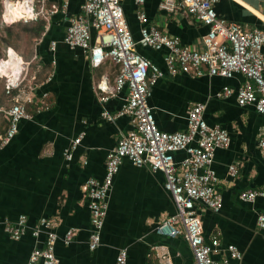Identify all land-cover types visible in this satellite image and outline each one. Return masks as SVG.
Returning <instances> with one entry per match:
<instances>
[{
  "label": "crops",
  "instance_id": "crops-1",
  "mask_svg": "<svg viewBox=\"0 0 264 264\" xmlns=\"http://www.w3.org/2000/svg\"><path fill=\"white\" fill-rule=\"evenodd\" d=\"M83 1L68 0L66 14L58 11L50 17L46 38L37 43L34 53L36 61L48 65L43 70V75H48L36 83L27 108L30 117L21 119L15 136L0 146V264H30V253L45 238L44 233L37 238L31 234L41 217L51 220L58 237L55 254L59 264H115L121 250H126L127 264H195L181 234L166 237L156 232V226L176 211L164 189L163 173L148 165L136 166L126 157L106 196L100 243L93 250L88 247L91 226L84 184L89 178L102 180L107 153L133 125L127 115L111 120L103 115H115L127 93L123 89L107 101L101 100L114 88L117 66L106 60L93 67L88 50L71 49L62 40L69 17L79 13ZM161 1L145 0L142 4L148 21L165 34L177 36L182 44L201 48L207 27L181 10L161 9ZM48 2L58 4L60 0ZM123 5L138 41L137 50L165 68V50H153L140 40L134 1L123 0ZM215 8L228 21L264 28V0H219ZM51 41H56L53 50ZM36 69L41 72L39 65ZM243 80L240 74L228 79L166 73L151 86L148 103L160 130L185 129L189 108L200 102L205 105L207 123L228 131L229 146L216 149L211 164L222 206L213 211L198 204L197 211L206 241L212 237L219 240L213 258L227 257V245L234 244L241 258L232 259L231 264H264V230L257 225L258 214L264 212V198L252 202L240 198L241 191L263 184L258 138L264 130V115L253 105H238L234 95L217 97L224 86L236 89ZM79 135H83L81 141L67 160L64 152ZM184 157V152L175 154L177 161ZM231 165H236L235 174L230 173ZM21 215L27 218L26 233L15 240L5 232L4 220L15 222ZM69 229L75 235L64 244Z\"/></svg>",
  "mask_w": 264,
  "mask_h": 264
},
{
  "label": "built area",
  "instance_id": "built-area-1",
  "mask_svg": "<svg viewBox=\"0 0 264 264\" xmlns=\"http://www.w3.org/2000/svg\"><path fill=\"white\" fill-rule=\"evenodd\" d=\"M136 18L139 22L140 40L153 50H165L161 68L137 50V42L129 27L123 0H84L80 11L69 17L63 42L71 49L80 48L90 53V64L97 67L109 60L117 66L114 88L101 97L107 101L123 89L127 90L120 110L113 116L103 112L105 118L127 115L131 118L133 129L122 135L108 153L102 180L89 178L84 184L88 197L90 219L89 249H95L101 239V231L106 215V196L113 177L123 158L134 165H148L153 171L164 175V189L170 194L175 205V214L156 226V232L166 237L182 235L187 241L195 264H231L232 259H240L237 246L226 247L227 257L215 259L213 252L220 243L216 237L206 241L198 204L218 211L222 197L216 189L217 177L212 169L216 149L227 148L230 136L219 125H209L204 118L205 105L195 103L187 113L185 129L167 132L157 126L154 113L148 103L150 88L166 73L169 75L187 74L192 77L202 75L232 78L235 74L243 76V82L233 89L224 86L217 93L220 99L234 95L238 105H253L264 115V29L228 21L218 15L216 4L219 0H162L160 8L167 11L181 10L207 27L201 37V48L182 44L177 36L165 34L158 26L148 21L141 8L145 0H133ZM48 0H3L2 18L6 21H33L43 17L49 22L58 11L66 14L68 0L47 5ZM25 6V7H24ZM11 8H17L19 15L12 17ZM94 33L92 34L91 30ZM56 41L50 42L55 48ZM17 62L9 65L10 57ZM0 78L4 81L6 93L17 90L12 106L4 110L9 125L0 146L6 144L18 131L19 121L30 117L26 104L33 101L36 89L37 69L30 71V62H24L19 54L8 49L0 58ZM99 88L104 89L102 85ZM2 109L0 108V112ZM83 135L72 141L65 150L67 160L80 143ZM258 148L264 166V130L258 138ZM184 152L179 161L175 154ZM236 173V165L229 167ZM257 197L264 198V180L260 188H249L240 192L243 201L252 202ZM257 225L264 230V212L257 216ZM27 218L21 215L15 222L4 220V230L12 239L18 240L26 233ZM51 220L41 217L31 234L34 238L45 234L41 246H35L30 253L29 263L38 260L42 264H59L55 254L57 235L52 230ZM75 235L69 229L64 244H69ZM115 264H127L126 250L119 251Z\"/></svg>",
  "mask_w": 264,
  "mask_h": 264
},
{
  "label": "trees",
  "instance_id": "trees-1",
  "mask_svg": "<svg viewBox=\"0 0 264 264\" xmlns=\"http://www.w3.org/2000/svg\"><path fill=\"white\" fill-rule=\"evenodd\" d=\"M50 4L51 2H47L48 6ZM1 13L2 10L0 9V58L5 55L8 49L15 50L24 62H30V71H34L38 68V65L41 67V72L38 70L36 73L35 82L42 81L48 75L47 72L46 75H43V70L48 68V65L43 62L41 65L39 60L36 61L34 53L37 43L41 39L43 41V39L46 38V26L48 21L43 17L27 22L21 20L6 21L2 18ZM16 93L17 90H12L10 93H6L4 81L0 78V108L2 109L0 112V136L5 134L9 125V120L4 110H7L12 106ZM27 108L28 103L26 104V109Z\"/></svg>",
  "mask_w": 264,
  "mask_h": 264
},
{
  "label": "bare ground",
  "instance_id": "bare-ground-1",
  "mask_svg": "<svg viewBox=\"0 0 264 264\" xmlns=\"http://www.w3.org/2000/svg\"><path fill=\"white\" fill-rule=\"evenodd\" d=\"M10 12H11L12 17H17L19 15V10L17 8H11ZM13 62H17V61L14 60L13 57L11 56L8 63L9 65H12ZM0 67H3V66H0Z\"/></svg>",
  "mask_w": 264,
  "mask_h": 264
},
{
  "label": "rangeland",
  "instance_id": "rangeland-1",
  "mask_svg": "<svg viewBox=\"0 0 264 264\" xmlns=\"http://www.w3.org/2000/svg\"><path fill=\"white\" fill-rule=\"evenodd\" d=\"M2 1L3 0H0V9L2 10ZM2 14V13H1ZM3 50V49H2Z\"/></svg>",
  "mask_w": 264,
  "mask_h": 264
},
{
  "label": "water",
  "instance_id": "water-1",
  "mask_svg": "<svg viewBox=\"0 0 264 264\" xmlns=\"http://www.w3.org/2000/svg\"><path fill=\"white\" fill-rule=\"evenodd\" d=\"M67 16H69V15H67Z\"/></svg>",
  "mask_w": 264,
  "mask_h": 264
}]
</instances>
